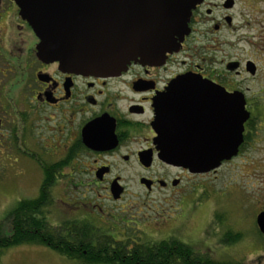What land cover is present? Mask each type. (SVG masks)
<instances>
[{"label": "flooded vegetation", "instance_id": "af4514ba", "mask_svg": "<svg viewBox=\"0 0 264 264\" xmlns=\"http://www.w3.org/2000/svg\"><path fill=\"white\" fill-rule=\"evenodd\" d=\"M39 42L17 2L0 0V152H15L20 173L39 177V189L64 184L84 190L56 203L52 197L45 206L46 217L60 213L50 223L61 230L85 226L109 235L110 229L118 234L131 227L137 237L172 235L159 227L170 225L169 195L174 198L183 183L201 174L159 158L156 100L183 77L214 83L225 92L216 93V100L225 103L233 105L238 93L250 113L238 155L244 152L257 104L251 92L264 89L259 60L264 55V0H201L175 49L155 62L134 60L117 75L63 69L58 61L41 58ZM24 157L34 168L22 164ZM131 185L142 196L133 194L125 202ZM117 187L122 193L115 199ZM90 192L97 200L88 199ZM162 192L168 194L151 197ZM106 199L110 204L98 202ZM67 211L70 218L64 216Z\"/></svg>", "mask_w": 264, "mask_h": 264}, {"label": "water", "instance_id": "95a60500", "mask_svg": "<svg viewBox=\"0 0 264 264\" xmlns=\"http://www.w3.org/2000/svg\"><path fill=\"white\" fill-rule=\"evenodd\" d=\"M15 1L40 39L38 53L43 60L58 61L61 68L75 72L111 76L134 60L155 62L175 49L201 0ZM215 86L183 77L157 98L153 126L161 160L192 173H208L238 155L250 113L238 93L233 94V105L216 100V93L225 92ZM182 126L188 128L183 133L178 130ZM121 193L117 187L114 198ZM256 223L264 234V211Z\"/></svg>", "mask_w": 264, "mask_h": 264}, {"label": "rangeland", "instance_id": "374dc122", "mask_svg": "<svg viewBox=\"0 0 264 264\" xmlns=\"http://www.w3.org/2000/svg\"><path fill=\"white\" fill-rule=\"evenodd\" d=\"M260 57L264 74V55ZM254 90L251 92L257 103L254 109V127L246 150L223 163L214 173L193 176L191 181L183 183L174 198L169 195L171 198L166 205V212L170 225L159 227H162L164 233H172V235L137 237L131 227H127L125 234L119 231L120 234H117V229H110L107 233L116 240L131 238L132 242L166 239L173 236L198 250H207L219 259H234L246 264H264V235L258 233L256 224L257 215L264 211V89L257 86ZM6 153L0 152V222L4 221L19 200L34 198L40 193V178H33L30 174L23 176L20 173L22 168L18 166L19 161L13 157L16 153L9 152L10 156ZM24 162L34 168L32 160L28 157L22 159V164ZM79 190L84 191L72 186L65 189L64 184L58 185L51 190L53 202L56 203V200L66 196L72 198L73 192L77 194ZM163 193L168 194L162 192L151 197L155 199L156 196H164ZM133 194L142 196L137 187L131 185L124 201L126 202ZM87 196L90 200H97L94 192L88 193ZM98 202L110 204L107 199ZM57 206L58 204L54 208L56 211ZM58 214L53 213L54 221L57 220ZM64 216L70 218V212L67 211ZM48 218L50 222H54L51 217ZM172 220L174 221L171 223ZM3 224V227L8 225L6 220ZM175 225H179L178 229L170 232L169 229ZM230 230L241 233L240 238L233 243L223 239L225 233ZM0 264L85 263L62 255L46 245L22 244L1 250Z\"/></svg>", "mask_w": 264, "mask_h": 264}, {"label": "trees", "instance_id": "16d2710c", "mask_svg": "<svg viewBox=\"0 0 264 264\" xmlns=\"http://www.w3.org/2000/svg\"><path fill=\"white\" fill-rule=\"evenodd\" d=\"M51 202L52 193L46 184L37 197L19 200L4 218L8 225L3 227L4 221L0 222V252L16 245L41 244L85 264H246L216 258L174 237L132 242L130 238L121 241L95 234L85 226L61 230L51 225L45 215L44 208ZM240 236V232L230 230L223 239L233 243Z\"/></svg>", "mask_w": 264, "mask_h": 264}]
</instances>
